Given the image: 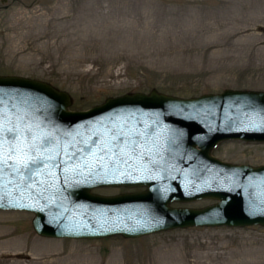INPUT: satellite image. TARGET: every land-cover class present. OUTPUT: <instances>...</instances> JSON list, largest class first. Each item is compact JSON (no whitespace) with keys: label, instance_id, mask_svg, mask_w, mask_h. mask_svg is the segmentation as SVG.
I'll list each match as a JSON object with an SVG mask.
<instances>
[{"label":"rangeland","instance_id":"1","mask_svg":"<svg viewBox=\"0 0 264 264\" xmlns=\"http://www.w3.org/2000/svg\"><path fill=\"white\" fill-rule=\"evenodd\" d=\"M0 76L65 92L75 112L153 90L179 99L225 90L264 93V0H0ZM210 153L232 165H264L263 143L224 141ZM33 218L0 211V264H264L258 225L75 240L37 235Z\"/></svg>","mask_w":264,"mask_h":264},{"label":"water","instance_id":"2","mask_svg":"<svg viewBox=\"0 0 264 264\" xmlns=\"http://www.w3.org/2000/svg\"><path fill=\"white\" fill-rule=\"evenodd\" d=\"M69 106V95L46 83L0 76V210L32 213L37 235L133 239L190 227H264V165H232L210 153L228 140L264 143L263 92L179 99L153 90L109 98L87 111ZM10 128L21 130L23 144L15 150L7 142ZM29 156L48 165L31 180L22 174ZM121 186L145 190L91 193ZM201 200L215 203L169 206Z\"/></svg>","mask_w":264,"mask_h":264},{"label":"snow or ice","instance_id":"3","mask_svg":"<svg viewBox=\"0 0 264 264\" xmlns=\"http://www.w3.org/2000/svg\"><path fill=\"white\" fill-rule=\"evenodd\" d=\"M3 131L4 130L2 128H0V145H2L4 143ZM7 131H8L7 142L9 144V146L13 150H15L18 147V145L23 144V141L19 139V136L21 134V130L19 128H10ZM29 131H31V129H29ZM121 134L122 133H116L115 136H119ZM32 139H33V143L31 144V148L36 149V147H37V145L35 143L36 137H33ZM50 143H51V140L46 139L45 147L47 146V144H50ZM125 143H127V141ZM117 147H118V145H117ZM57 154H59V153H57ZM43 159H44L43 157L38 158L36 156H29V161L22 162V166L24 169L22 174L25 175L28 180H31L32 176L39 172V166L40 165H43L44 167L48 166L46 164H43ZM47 159L52 160V159H54V157L49 156V157H47ZM56 166H59V165H56ZM11 167H12V170L14 172L20 171V169L15 164H13ZM4 169H5V163L3 160H0V173H2L4 171Z\"/></svg>","mask_w":264,"mask_h":264},{"label":"bare ground","instance_id":"4","mask_svg":"<svg viewBox=\"0 0 264 264\" xmlns=\"http://www.w3.org/2000/svg\"><path fill=\"white\" fill-rule=\"evenodd\" d=\"M118 188V187H117ZM202 201V200H201ZM18 212H20V211H18Z\"/></svg>","mask_w":264,"mask_h":264}]
</instances>
